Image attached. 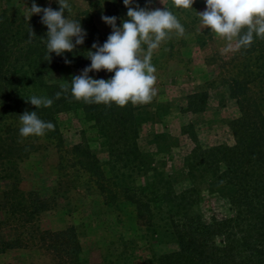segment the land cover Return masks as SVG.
I'll return each mask as SVG.
<instances>
[{
  "label": "rangeland",
  "instance_id": "1",
  "mask_svg": "<svg viewBox=\"0 0 264 264\" xmlns=\"http://www.w3.org/2000/svg\"><path fill=\"white\" fill-rule=\"evenodd\" d=\"M116 1L114 8L108 0H103L101 5L97 4L98 0H67L71 11H65V18L75 20L80 11L88 9L97 27L108 37L112 28L102 16L117 17V27L129 19L123 0ZM33 2L41 8L58 4V0H0V12L18 9L19 16L25 18ZM145 7L148 10H164L165 7L176 16L185 33L178 36L173 31L152 52L151 64L156 69L154 95L150 103L134 105L137 107L136 142L142 162L134 166L110 162L104 133L79 103L55 114L61 139L59 145L55 139L44 135L21 138L20 118L0 120L2 137L13 135L20 144L36 146L29 148L21 160H12L10 165L14 166L18 178L16 185L26 192L24 197L28 198V192L32 191L49 205L39 215L37 224L42 230L54 232L73 227L81 246L80 256L89 264H150L155 254L176 249V242L162 214L154 218L155 230H148L145 224L137 222L135 206L122 195L105 201L94 178L75 160V145L92 153L105 176L114 178L117 183L142 187L163 177L177 190H195L197 198L190 213L205 218L230 213L226 197L231 186L218 185L210 171L202 172L197 168L190 173L189 157L197 146L207 149L234 142L230 123L241 113L235 99L230 97L228 82L241 67V63L234 60L239 55L237 39L231 42L232 50L225 51L228 42L202 26L199 13L206 9L205 0H195L192 9L176 8L171 0H150V3L146 0ZM42 15L34 14L31 18L47 29L41 23ZM141 48L140 58L143 59L147 45L142 44ZM83 69L68 65L46 72L44 79L49 83H69ZM89 76L107 81L114 72L93 71ZM27 84L35 96L45 97L44 89L32 81ZM252 84L251 90L256 92L258 85ZM201 93L207 95L203 104L200 103ZM260 109L264 115V98L260 101ZM7 127L13 131L6 133ZM7 161L6 158L3 163ZM3 174L6 176L0 171V176L5 178ZM11 181L0 179V240L12 239L15 229L16 233L23 232L25 245L0 251V264H56L55 255L45 250L37 239L29 238L26 233L29 229L21 227L29 226L28 223L19 222L18 229L11 225L14 222L3 223L8 217L7 208L3 206V192L11 190Z\"/></svg>",
  "mask_w": 264,
  "mask_h": 264
},
{
  "label": "trees",
  "instance_id": "2",
  "mask_svg": "<svg viewBox=\"0 0 264 264\" xmlns=\"http://www.w3.org/2000/svg\"><path fill=\"white\" fill-rule=\"evenodd\" d=\"M102 1L98 0L97 4L101 5ZM108 1L116 8V0ZM145 2L133 0L132 7L138 4L143 8ZM50 7L59 10L57 3ZM34 19L26 20L19 16L18 9H2L0 12V120L17 119L25 111H36L41 120L55 125V130H46L44 136L55 139L59 145L61 139L55 114L79 103L104 133L110 162H122L124 166L142 162L136 142L137 107L131 102L124 107L114 103L107 107L104 104L75 101L71 97V82L49 83L44 79L46 72L68 65L79 68L91 65V60L86 57L88 51H95L93 43L102 46L108 38L95 24L91 12L86 9L75 17L87 33L84 43L77 45L73 52H65L61 56L53 52L50 60H47L46 47L48 29L41 27ZM31 30L35 36L29 42ZM246 31L244 29L241 34ZM254 38L249 48H239V55L234 60L240 62L241 67L228 82L230 97L235 99L241 113L230 123L234 142L231 145H213L207 149H198L197 146L189 157L190 173L197 168L202 172L210 171L218 185L231 186L232 190L226 197L229 214H213L205 218L190 213L189 209L197 198L195 190H177L171 181L163 177L155 178L142 187L117 183L114 178L105 176L92 153L80 145L73 147L75 160L94 178L96 188L105 201L122 195L135 206L137 222L145 224L148 230H155L154 218L159 213L163 215L175 239L176 249L155 254L150 264H264V115L260 109V101L264 98V39ZM65 58L71 63L66 64ZM27 81L44 89L45 97L52 99L53 104L36 109L27 101L35 96ZM252 83L258 85L256 92L251 90ZM62 85H67L69 92L57 99L56 93L61 91ZM200 96V103L203 104L207 95L201 93ZM2 126L0 171L6 176L3 174L5 178L0 176V179L12 180L11 190L3 192V206L7 208L5 213L8 215L3 223L14 222L11 225L17 229L20 227L17 225L21 224L19 222L28 223L29 226L21 227L29 229L26 231L29 238L37 239L45 250L55 255L56 264H89L80 256L81 246L73 227L54 232L42 230L37 224L39 215L49 205L32 191L28 192V198L24 197L26 192L19 190L16 185L18 178L14 174V166L10 165L12 160H21L29 148L36 146L31 143L20 144L13 135L2 137ZM16 130L14 128V132ZM11 131L13 129L8 127L5 129L6 133ZM6 158L7 164L3 163ZM14 232L12 239L0 240L1 252L25 245L23 232L16 233L15 229Z\"/></svg>",
  "mask_w": 264,
  "mask_h": 264
},
{
  "label": "clouds",
  "instance_id": "3",
  "mask_svg": "<svg viewBox=\"0 0 264 264\" xmlns=\"http://www.w3.org/2000/svg\"><path fill=\"white\" fill-rule=\"evenodd\" d=\"M123 3L128 9L129 19L124 20L121 27H117V17L102 16V20L111 26L112 33L102 46L93 43L95 51H88L86 57L91 60V65L85 67L80 75L73 76L70 91L75 101L104 104L107 107H111L113 103L119 107H124L129 102L133 105L150 103L156 83V69L151 64L152 52L173 31L178 36L185 33L176 16L165 7L164 10H148L138 4L133 8V0H123ZM171 3L176 8L192 9L195 0H171ZM205 3V11L199 13L202 26L228 42L225 51L232 50L231 42L237 38V50L249 48L254 34L264 39V0H205ZM58 4L59 10H53L51 7L41 8L33 2L29 15L25 17L30 20L34 14H43L41 23L48 29L47 60L51 59L50 54L53 52L57 56L73 52L77 45L84 43L87 35L80 20L65 18V11H71L67 0H58ZM244 29L247 31L241 34ZM34 36L35 33L31 30L29 42ZM142 44L147 45L143 59L140 58ZM65 63L71 62L65 58ZM101 70L114 72V76L107 81L89 76L90 72ZM68 92V86L62 85L56 98L59 99ZM27 101L36 109L53 104V100L47 97L31 96ZM20 123L21 138L43 136L46 130H55V125L41 120L36 111H25L20 115Z\"/></svg>",
  "mask_w": 264,
  "mask_h": 264
},
{
  "label": "crops",
  "instance_id": "4",
  "mask_svg": "<svg viewBox=\"0 0 264 264\" xmlns=\"http://www.w3.org/2000/svg\"><path fill=\"white\" fill-rule=\"evenodd\" d=\"M2 254V253H1Z\"/></svg>",
  "mask_w": 264,
  "mask_h": 264
}]
</instances>
